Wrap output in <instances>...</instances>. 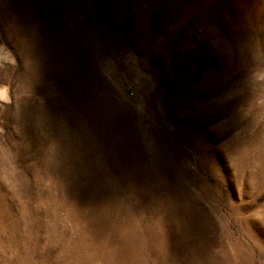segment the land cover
<instances>
[{
	"label": "rangeland",
	"instance_id": "obj_1",
	"mask_svg": "<svg viewBox=\"0 0 264 264\" xmlns=\"http://www.w3.org/2000/svg\"><path fill=\"white\" fill-rule=\"evenodd\" d=\"M0 264H264V0H0Z\"/></svg>",
	"mask_w": 264,
	"mask_h": 264
}]
</instances>
